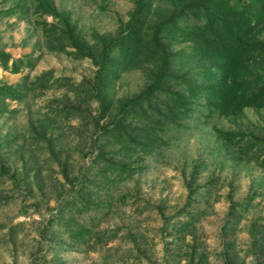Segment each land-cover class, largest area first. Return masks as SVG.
I'll return each instance as SVG.
<instances>
[{"label": "rangeland", "instance_id": "374dc122", "mask_svg": "<svg viewBox=\"0 0 264 264\" xmlns=\"http://www.w3.org/2000/svg\"><path fill=\"white\" fill-rule=\"evenodd\" d=\"M213 1L249 4L140 1L145 27L175 28L159 33L166 73L200 64L179 32ZM137 6L0 0V264H264V107L219 112L199 80L166 81L156 60L113 73L105 55L98 71ZM64 18L76 40L62 50L44 30ZM178 99L187 107L170 110ZM138 128L159 141L115 140Z\"/></svg>", "mask_w": 264, "mask_h": 264}, {"label": "trees", "instance_id": "16d2710c", "mask_svg": "<svg viewBox=\"0 0 264 264\" xmlns=\"http://www.w3.org/2000/svg\"><path fill=\"white\" fill-rule=\"evenodd\" d=\"M140 1L136 0L137 12L131 15L127 27L110 45L103 46L101 51L95 54L98 71L101 69L105 55L111 62V66H115L113 73L119 69L121 71L137 69L156 60L161 64L160 74L167 79L166 81L172 78L175 83L182 86L185 82L184 87H190L192 82L199 80V87L205 93V98L219 112L228 115L240 113L246 107H264V80H260L259 72L264 69L262 67L264 41L257 39L259 23L264 21V0H249V4L241 11L227 6L221 8L223 2L219 3V1L218 3L213 1L210 5L203 7V14L209 20L179 32L182 40L191 43L192 56H195L200 64L194 72L184 69L185 72L180 75L165 72L164 66H167L169 62L164 55L161 57L164 53L159 39L160 31L173 36L175 28L171 29L162 25L163 23H157L149 26L152 34L148 36L144 29L149 27H145V22L137 16ZM224 3H228V0H224ZM214 9L220 16L214 15L216 12ZM61 25L63 26L58 27L51 24L49 28H45L44 32L48 40L56 42V45H63L62 50H65L64 40L69 38L72 41L76 38L69 27L68 19L64 18ZM114 50L117 51L115 60L112 58ZM80 52L84 51L80 49ZM74 53L69 51V54ZM10 88V86L0 87V92ZM10 92L14 94V90ZM187 105V101L178 99L170 110H179ZM152 131L138 128L134 130L132 140L129 139V133L118 131L115 140L123 144L124 148L128 143H133L136 147L148 148L159 141V137ZM222 135L228 136L225 133Z\"/></svg>", "mask_w": 264, "mask_h": 264}]
</instances>
